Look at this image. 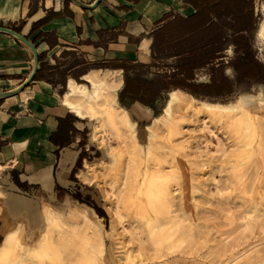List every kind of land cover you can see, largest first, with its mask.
I'll use <instances>...</instances> for the list:
<instances>
[{"label":"rangeland","instance_id":"obj_1","mask_svg":"<svg viewBox=\"0 0 264 264\" xmlns=\"http://www.w3.org/2000/svg\"><path fill=\"white\" fill-rule=\"evenodd\" d=\"M236 6L234 18L224 14L214 29L217 47L225 48L223 64L206 71L207 78L213 74L232 83L233 91L224 97L194 96L224 104L240 99L248 114L238 110L230 119H216L186 111L178 116L173 107L178 117L171 129L162 125L152 134L156 118L165 119L168 94L145 104L149 107L120 102L122 106L120 86L115 106L127 109L135 120V141L109 130L91 140L93 120L85 116L80 140L86 154L65 191L36 190L33 199L0 183V204L10 192L29 197L37 208L31 226L25 214L16 215L6 230L16 228L29 249L52 235L56 239L49 250L36 248L28 257L40 264H225L232 253L244 251L233 261L243 264L248 255H264V0ZM120 73L123 83L126 75L154 77L138 64ZM69 77L91 86L75 72L56 67L52 81L60 98L69 89ZM105 92V84H99L97 97L102 99ZM74 193L88 196L106 218L73 199ZM49 209L61 216L63 226L52 223L43 230L42 215ZM151 225L155 228L149 229ZM150 230L165 236L159 246Z\"/></svg>","mask_w":264,"mask_h":264},{"label":"crops","instance_id":"obj_2","mask_svg":"<svg viewBox=\"0 0 264 264\" xmlns=\"http://www.w3.org/2000/svg\"><path fill=\"white\" fill-rule=\"evenodd\" d=\"M215 19L190 0H0V183L29 197L70 183L83 129L81 117L63 104L65 92L61 98L56 93V67L88 82L90 73L122 76L124 64H138L155 76L186 53L172 52L173 44L187 50L198 35L210 32ZM219 59L223 64L224 55ZM98 65L104 67L84 70ZM209 67L194 68L193 80L208 82ZM72 80L67 78L66 89ZM2 203L0 244L13 231L6 230L11 218L36 207L15 194Z\"/></svg>","mask_w":264,"mask_h":264},{"label":"bare ground","instance_id":"obj_3","mask_svg":"<svg viewBox=\"0 0 264 264\" xmlns=\"http://www.w3.org/2000/svg\"><path fill=\"white\" fill-rule=\"evenodd\" d=\"M87 77L91 84L90 87L92 89H90V87L85 84H79L72 80L68 86L69 89L63 95V104L72 113L81 117V119L86 116L87 118L93 120L92 122L93 129L90 138L91 140L98 139V135H97L98 132L104 133L105 130H109L111 131V134L115 135L116 137H121L123 135L121 138L124 141L127 135L130 136L131 141H135L137 137L136 127L134 124L135 120L130 117V115L127 112V109L122 108L121 110V108H119L118 105L115 106V103H117L116 91L121 86L122 83L121 76H113V75L109 76L107 74L101 75V74L90 73ZM101 83L105 84V90H106L105 95L104 97H102V99L97 97L96 94V88ZM80 107L83 108L84 112L80 110ZM173 107H175L178 110V116H181V114L186 111L189 112L192 111L193 113L196 114H204L206 116L216 119H221V118L230 119L229 114L231 112L238 110L244 111L245 113L248 114V111L243 108L240 99H237L233 103H225V104L215 103V102H204L191 96L182 89L175 88L168 92V99L163 113L165 119L163 120V122H159L160 120L156 118L155 122L151 124L150 129L152 134H155L158 128H160V126L162 125L165 126L167 129H171V126L174 125L175 123L174 119L178 117L174 115L175 113L173 114ZM78 175L83 180L86 177L84 170H80L78 172ZM14 194L15 193H10V192L7 193V195H14ZM25 198L31 200L29 197H25ZM36 212H37V208L35 207V209L31 211V214L29 215L25 214V216L29 221L30 226L32 225L31 224L32 219H34V217L36 216ZM52 223L57 224L58 227L64 225L61 216L58 215L53 210L49 209L46 210L42 215V220L40 224L43 226V230H45L46 227ZM153 228H155L154 225L149 226V229H153ZM9 232L10 233L6 234L2 243L0 244V264H40L38 262L40 260L36 261L34 260V257L33 259H31L30 257L27 256V253L35 250L36 248H37L36 250L38 249L43 251L49 250V248L52 247V244L55 243L56 241V239H54V236L52 235L45 244L40 243L38 241L36 246L34 245L32 246V248L29 249L26 248L20 241L19 236L17 234V230L9 231ZM150 233H151V238L154 237L156 238L155 241L156 246H159L162 243V241L165 239V236L160 233L155 234L151 230ZM89 245L90 242L88 243V246ZM244 253H245L244 251L242 253H238L237 255L230 253L231 255L228 257V261L225 264H235L236 262L233 263V261L238 259V257L242 256ZM12 254H14V256H11ZM261 261H264V255L259 256V255L251 254V256L248 255L244 258L243 264H261ZM41 264H47V263L44 262Z\"/></svg>","mask_w":264,"mask_h":264},{"label":"trees","instance_id":"obj_4","mask_svg":"<svg viewBox=\"0 0 264 264\" xmlns=\"http://www.w3.org/2000/svg\"><path fill=\"white\" fill-rule=\"evenodd\" d=\"M248 0H190V2L197 8V10L208 11L214 15L216 18L210 23V32L207 35H198L195 38V42H191L187 50H182V43L180 46L178 44H173L172 52L181 56L180 60L174 65L168 67L169 71L164 70L162 72L156 73L151 79H146L138 76L126 75L124 79L123 86L120 88V92L117 99L120 103L130 102L131 105L139 103L142 106L149 107L145 104H153L163 92L166 91V95L172 89L179 88L184 91L190 92L192 96H208V97H224L230 95L233 91L232 83L225 82L224 79L215 77L213 74L210 75L208 82H196L193 80L194 76L192 70L196 67L204 66L206 63L209 64L211 71H213V66L220 63V59L217 60L221 55H217L216 51L220 48L217 47L218 36L214 32L216 23L218 19L225 13L230 15L231 18L237 12V4H244ZM223 37V36H219ZM204 40V44H202ZM196 47L190 48L193 45ZM186 54V55H185ZM217 60V61H216ZM132 64L121 65L124 71L131 69ZM189 93V94H190ZM194 96V97H196ZM198 98V97H196ZM201 99V98H199ZM120 100V101H119ZM203 100V99H201ZM120 103V104H121ZM122 105V104H121ZM123 106V105H122ZM125 107V106H124ZM151 108V107H150ZM73 118H77L73 116ZM82 145V141H79V146ZM85 150L81 149L75 166L71 170L70 179L74 178V173L81 167V161L85 157ZM14 182L23 190L28 189V185L19 182L16 177H13ZM56 192L65 191L64 188L59 185H55ZM72 198L79 200L80 202H86L91 205L96 213L106 218L104 210L96 206L88 196L82 198L79 193L72 194Z\"/></svg>","mask_w":264,"mask_h":264}]
</instances>
